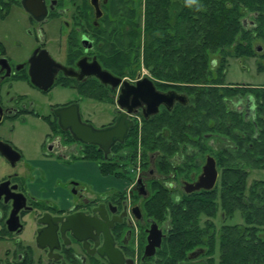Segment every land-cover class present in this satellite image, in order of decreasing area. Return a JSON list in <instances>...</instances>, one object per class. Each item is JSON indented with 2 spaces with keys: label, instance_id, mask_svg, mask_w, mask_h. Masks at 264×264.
<instances>
[{
  "label": "flooded vegetation",
  "instance_id": "af4514ba",
  "mask_svg": "<svg viewBox=\"0 0 264 264\" xmlns=\"http://www.w3.org/2000/svg\"><path fill=\"white\" fill-rule=\"evenodd\" d=\"M148 5V0H0V23L21 11L26 21L20 27L31 42L13 38L15 56L0 40V129L19 118L42 119L51 130L42 144L45 158L68 170L85 160L89 147L97 158L91 162L101 175L123 184L97 190L74 177L58 180L53 190L68 201L62 206L52 198L33 195L25 177L19 178L16 171L7 175L0 181V264H169L163 252L175 234L172 217L176 212L170 203L201 198L218 204L222 229L237 225L229 220L244 213L242 208L253 209L256 204L257 197L250 194L257 179L249 181L257 172L258 144L264 142V100L258 87L227 85L225 68L223 84L213 85L219 90L202 101L187 89L189 84L154 78L155 89L164 100L149 117L142 97H126L138 83L145 88L141 81L147 76L135 68H113L114 59L120 57L121 39L129 36L131 25L137 21L144 33ZM97 64L120 79V84H105L93 75ZM217 64L213 62L215 69ZM31 72L40 73L44 85L53 76V84L48 90L40 89L31 82ZM22 82L43 95L60 87L79 98L51 105L49 115H43L41 100H31L15 89ZM84 98L113 109L111 120L97 129L114 126L127 111L121 106L132 107L129 119L133 124L126 139L116 142L108 155L99 146L82 144L59 124L57 109L74 104L79 105L82 119ZM152 120L156 123L154 140L145 148L142 132ZM137 133V149L122 148L128 142L132 145L128 138ZM0 140L17 150L22 160L18 149L1 135ZM128 149L133 153L122 155ZM100 154L103 158H98ZM19 162L15 166L8 163L15 168ZM114 163L119 165L115 172L123 171V177L114 174ZM215 176L212 188L195 190L199 183L211 185ZM163 200L169 204L165 213ZM202 215L210 217L209 213ZM206 225L210 228L207 221ZM200 250L201 256L190 259ZM205 254L197 248L176 264L206 260Z\"/></svg>",
  "mask_w": 264,
  "mask_h": 264
},
{
  "label": "trees",
  "instance_id": "16d2710c",
  "mask_svg": "<svg viewBox=\"0 0 264 264\" xmlns=\"http://www.w3.org/2000/svg\"><path fill=\"white\" fill-rule=\"evenodd\" d=\"M148 4L144 33L137 21L135 25H131L129 36H123L121 39L120 57L114 59L113 68L127 67L134 59H139L143 52L144 59L156 79L189 84L190 87L187 89L193 94H199L198 99L202 101L205 95H211L215 90H219L213 85L223 84L222 66L215 69L213 65V62L218 60V56L222 58L225 55L250 56L247 52L239 53L238 49L235 52L225 50L233 46L239 33L247 30L243 21L240 22L239 15L242 11L256 6L253 9L255 11L253 16L258 20L262 15L261 12H264V0H148ZM242 6H245L244 9ZM254 23L253 28H257L258 23L256 21ZM262 27L264 33V23ZM126 45L128 49H125ZM258 91L261 93V99L264 100V88H258ZM155 126L156 123L152 120L143 129L141 138L145 148H148L154 140ZM135 136L133 139L128 138V141H132L133 148L137 149L138 133ZM129 144L130 142L122 147H132ZM258 149L256 165L264 168V154L260 153V151L264 152V142L258 144ZM94 153L95 151L92 152ZM94 158L96 157L91 156L87 159L93 161ZM113 165L114 174L123 177V171L115 172L116 166L119 165L117 163ZM112 172V170L104 171V173ZM240 190L241 195L244 196L245 184H242ZM250 195L257 197L256 204L260 207L255 210L256 215L245 214L246 219L251 220L254 217L260 221L259 223H264V181L255 182ZM167 205L169 204L163 200L162 213H165ZM170 205L172 211L176 212L172 217L175 234L164 244L163 252L169 264L183 261L186 253L189 255L197 248L205 250V255L210 258L209 264H215L213 254L219 244L220 264H264V244L261 242L264 237L256 236L257 229L253 225L249 224L244 229H240L237 225L227 226L222 229V234L218 238L214 233L210 236L208 227L203 230L198 225L199 214L213 212L216 204L200 198L189 203L178 205L170 203ZM242 210L247 212L252 209L242 208Z\"/></svg>",
  "mask_w": 264,
  "mask_h": 264
},
{
  "label": "rangeland",
  "instance_id": "374dc122",
  "mask_svg": "<svg viewBox=\"0 0 264 264\" xmlns=\"http://www.w3.org/2000/svg\"><path fill=\"white\" fill-rule=\"evenodd\" d=\"M242 7L244 9L245 6ZM255 8L256 6L254 8L251 7L247 11H242V14L239 15V17L240 22L246 18L254 22L256 21L258 23L257 28H253L251 24H248L247 30L237 35V38L235 39L236 42L232 44L233 46L231 48H225V50L229 52H235V50L238 49L239 53H241L242 51L247 52L250 53V56L240 55L239 57H236L225 55L223 58L221 56L217 57V66H222L223 68L221 74L223 73V70L225 68L227 70L225 78V82L227 85L247 84L256 86L259 89L264 88V50L262 51V53H258L256 51V47L258 45H262L264 47V33L262 27V24L264 23V12H261V17L256 20L253 16V12H255L253 11V9ZM18 20H20L21 22ZM25 21L26 18L23 13L21 11H18L17 13L14 12L13 15L11 14L7 22L0 23V40L9 45L12 55H17V50L12 42L13 38L17 36L19 38H22V40L26 43L28 42V40H30L24 34V28L20 27V24ZM28 43L31 44V42ZM24 52L26 55L27 50H25ZM28 53H30L29 50ZM141 55L142 56L139 59H134V61L131 62L130 65L128 64L127 67L129 66L130 68L138 69L143 75L154 80L155 76L152 72V69L149 68L148 64L146 63L143 56V52L141 53ZM223 60L226 62V65H222ZM15 89L19 92L21 91L27 94L31 100H41V102L45 104V109H41L39 110V112L43 115H49V108L51 105H55L57 103H65L69 100L72 101L73 99L77 100L79 98V96H77L70 90L63 89L60 87L55 88L49 96L43 95L37 91L31 90L28 84H26V82L20 83V86H16ZM112 110V107H106L104 105H100L98 103L89 101V99L84 98L81 105L82 121L86 123L88 121L96 128H99L101 127V125L106 124L111 120L110 116L112 115ZM0 135L2 136L3 140L12 144L22 154V160L17 164L15 168L12 167L8 163V161L0 155V181L4 179L7 175L15 171L19 174V178L25 177L26 181H28L29 179L32 180L34 173L31 161L37 160L42 157V144L44 143L47 136L51 135L50 125L42 119L38 118L28 117L25 121H23L22 118H19L17 121H10L3 125V127H1L0 129ZM89 149L90 148L87 147V150L84 153L86 155L85 157H83L85 160H88V157H93L94 155L92 154L93 151L90 152ZM131 153L133 152L128 149L126 152H122V155H131ZM98 158H103V154L99 155ZM120 159H122V157ZM254 179H257L256 181L264 180L263 167H257V172H255L253 177H250L249 183L254 181ZM219 206L220 205L216 204L217 209L215 208L213 212L209 213V218H207L205 215L199 214L198 220V225L203 230L207 228L206 221L210 223V236H212L214 233V236H217L218 238H220L222 234V227L220 226L221 207L219 208ZM257 207L260 206L254 204L252 210H248L247 212L245 210L244 213L242 212L241 214L236 215V218L230 219V223H228L232 225H234V223H238L237 227H239L240 229H244V227L248 226L249 224L253 225L255 229H257L256 234L258 235L256 236L260 237L261 235L262 237H264V223H259L260 221H257L254 217L251 220H247L245 217V214H255V210L258 209ZM261 242L262 244H264V240H261ZM220 249L221 247L219 244L216 252L213 254V257H215V264H220ZM185 256L186 257L183 260L187 259V253ZM204 258L207 261H209L210 259L207 255H205Z\"/></svg>",
  "mask_w": 264,
  "mask_h": 264
},
{
  "label": "water",
  "instance_id": "95a60500",
  "mask_svg": "<svg viewBox=\"0 0 264 264\" xmlns=\"http://www.w3.org/2000/svg\"><path fill=\"white\" fill-rule=\"evenodd\" d=\"M24 6L28 9L27 4ZM29 10V9H28ZM257 17V14H255ZM244 26L247 28L248 24L252 26L255 25L254 21L249 20L248 18L243 20ZM264 47L262 45H258L256 47V51L258 53H262ZM93 75L99 77L102 82L105 84H112L114 86H118L120 84V79L116 78L111 73L102 70L100 65L97 64V70L94 71ZM31 82L39 87L42 90H48V88L53 84V76L48 77V83L45 85L41 82L40 78L42 77L41 74H36L34 72L30 73ZM141 77V75H139ZM145 88L138 83V87L135 86L134 90L129 91L126 95L127 98L134 95V99L137 97H142L144 102L148 105V113L147 117L151 114H155L158 111L159 104L164 100V95L157 93L153 80L149 77H144L141 81ZM125 92V91H124ZM141 93V94H139ZM122 109H127L126 112L121 114L117 123L112 127H107L103 129H97L90 123H85L82 121L80 112H79V105L74 104L65 108L57 109L56 115L59 117V124L62 129L69 131L72 136L80 141L84 145H95L99 146L102 150H104L105 155H108L110 152L111 147L116 142H124L126 136L128 134L130 126L133 124L132 121L129 119V115L133 113L132 107H124L121 106ZM0 154L12 165H16L17 162L21 160L20 153L15 150L12 146L7 144L6 142L0 140ZM215 173V172H214ZM216 180V176L213 179L211 185L204 186L203 184L199 183L195 190H199L203 187L208 189L212 188L214 182ZM20 209V208H19ZM67 221L61 224L60 228L63 229L66 225ZM65 224V225H64ZM160 237L157 239V246H160ZM154 244V243H153ZM202 255V251H196L191 256L190 259L198 258ZM181 264H209L206 260L196 261V262H182Z\"/></svg>",
  "mask_w": 264,
  "mask_h": 264
},
{
  "label": "crops",
  "instance_id": "0c3cea01",
  "mask_svg": "<svg viewBox=\"0 0 264 264\" xmlns=\"http://www.w3.org/2000/svg\"><path fill=\"white\" fill-rule=\"evenodd\" d=\"M33 179L27 181V186L32 194L38 198H52L61 203L62 206H67L68 201L65 199L63 193L53 190L56 181H68L70 178H77L79 181L92 186L94 189L102 190L107 186H122L120 180L115 177H104L101 175L96 163L91 161H81L71 169H65V165L61 163L51 162L44 157L37 160H32Z\"/></svg>",
  "mask_w": 264,
  "mask_h": 264
}]
</instances>
